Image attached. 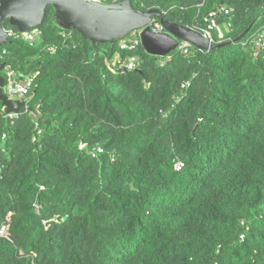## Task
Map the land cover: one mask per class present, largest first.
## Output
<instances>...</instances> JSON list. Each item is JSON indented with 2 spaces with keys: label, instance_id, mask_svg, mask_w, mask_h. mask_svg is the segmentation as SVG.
Segmentation results:
<instances>
[{
  "label": "trees",
  "instance_id": "1",
  "mask_svg": "<svg viewBox=\"0 0 264 264\" xmlns=\"http://www.w3.org/2000/svg\"><path fill=\"white\" fill-rule=\"evenodd\" d=\"M132 5L191 28L217 11L222 33L162 65L53 5L34 44L4 23L0 75L34 78L30 111L0 101V264H264V0Z\"/></svg>",
  "mask_w": 264,
  "mask_h": 264
},
{
  "label": "water",
  "instance_id": "2",
  "mask_svg": "<svg viewBox=\"0 0 264 264\" xmlns=\"http://www.w3.org/2000/svg\"><path fill=\"white\" fill-rule=\"evenodd\" d=\"M53 5L54 21L65 30H77L92 41L121 39L131 33H139L143 48L152 55L165 57L179 48L181 42H188L201 50L215 47L199 31L179 22L168 20L158 9L143 11L132 5V0L100 2L97 0H0V45H4L11 33L4 26L20 32L38 28L44 21L46 8ZM120 26L107 29L111 19ZM154 19L160 20L164 31L155 32ZM147 26V29H142ZM3 68V65H0ZM5 78L0 75V101L5 113L30 111L26 101L10 99L4 92Z\"/></svg>",
  "mask_w": 264,
  "mask_h": 264
},
{
  "label": "built area",
  "instance_id": "3",
  "mask_svg": "<svg viewBox=\"0 0 264 264\" xmlns=\"http://www.w3.org/2000/svg\"><path fill=\"white\" fill-rule=\"evenodd\" d=\"M100 2H108V1H117V0H97ZM226 14L230 13L229 9H224ZM217 11H211L204 19V25L197 26L195 25L193 29L199 31L205 38H207L211 44L216 43L214 37V31L218 33H222V28L217 20ZM152 29L155 32L164 31V27L161 24L160 20L154 19L151 24ZM11 35L14 34L13 30H9ZM22 36L30 43L34 44V42L38 39L41 35V30L39 28H35L29 31L21 32ZM263 43V42H262ZM141 44V40L139 35L135 34L130 37H126L120 41V47L122 49H129L133 50L136 49ZM191 44L188 42H181L178 50H182L184 53H189ZM55 50V49H54ZM174 55V52L167 55L165 58H162V65L165 64L170 58ZM122 65H124L127 69L133 70L138 65V59L136 56H131L127 62H122L118 60ZM6 79L4 84V92L8 95L10 99H19L26 101V96L30 93V89L32 86V81L34 75H21L22 79L19 78L20 73L11 69L6 68L5 70ZM185 86V85H184ZM26 106H28L26 102ZM5 113V112H4ZM20 113H5V115L9 118H16L19 117ZM41 130L39 131V133ZM102 152H104L101 146H96L95 148L90 150V153L93 157L99 156ZM181 167V163L177 164V168ZM2 170V166L0 165V172ZM8 234V224H4L0 226V237L7 236Z\"/></svg>",
  "mask_w": 264,
  "mask_h": 264
},
{
  "label": "rangeland",
  "instance_id": "4",
  "mask_svg": "<svg viewBox=\"0 0 264 264\" xmlns=\"http://www.w3.org/2000/svg\"><path fill=\"white\" fill-rule=\"evenodd\" d=\"M121 22H119L117 25H116V21L115 19H111L110 22L108 23L107 25V29H113L115 26L118 27L120 26ZM143 29H147V26L143 27L142 29H140V31H142ZM137 33V32H136ZM139 34V33H138ZM178 51V48L175 49L173 52L174 54ZM5 71V70H4Z\"/></svg>",
  "mask_w": 264,
  "mask_h": 264
}]
</instances>
